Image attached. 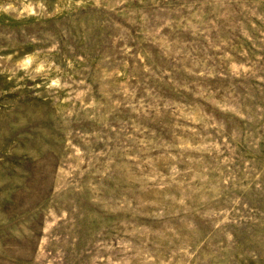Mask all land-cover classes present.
<instances>
[{
    "label": "rangeland",
    "instance_id": "rangeland-1",
    "mask_svg": "<svg viewBox=\"0 0 264 264\" xmlns=\"http://www.w3.org/2000/svg\"><path fill=\"white\" fill-rule=\"evenodd\" d=\"M0 264H264V0H0Z\"/></svg>",
    "mask_w": 264,
    "mask_h": 264
}]
</instances>
